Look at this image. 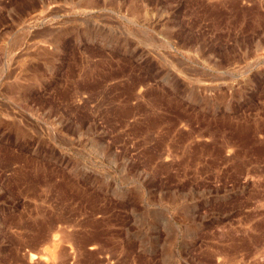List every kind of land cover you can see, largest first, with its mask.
Returning <instances> with one entry per match:
<instances>
[{
    "label": "rangeland",
    "instance_id": "374dc122",
    "mask_svg": "<svg viewBox=\"0 0 264 264\" xmlns=\"http://www.w3.org/2000/svg\"><path fill=\"white\" fill-rule=\"evenodd\" d=\"M0 264H264V0H0Z\"/></svg>",
    "mask_w": 264,
    "mask_h": 264
},
{
    "label": "bare ground",
    "instance_id": "6f19581e",
    "mask_svg": "<svg viewBox=\"0 0 264 264\" xmlns=\"http://www.w3.org/2000/svg\"><path fill=\"white\" fill-rule=\"evenodd\" d=\"M29 257H30V256H29ZM33 257H35V256H34V255H31V258H33ZM35 258H36V257H35ZM33 259H34V258H33ZM33 259H30V261L33 260ZM34 260H35V259H34Z\"/></svg>",
    "mask_w": 264,
    "mask_h": 264
}]
</instances>
